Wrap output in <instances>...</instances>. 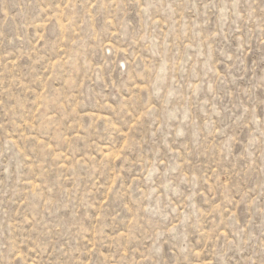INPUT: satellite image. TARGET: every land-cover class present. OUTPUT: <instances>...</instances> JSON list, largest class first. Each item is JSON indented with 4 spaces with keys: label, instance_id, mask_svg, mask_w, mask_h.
<instances>
[{
    "label": "rangeland",
    "instance_id": "1",
    "mask_svg": "<svg viewBox=\"0 0 264 264\" xmlns=\"http://www.w3.org/2000/svg\"><path fill=\"white\" fill-rule=\"evenodd\" d=\"M0 264H264V0H0Z\"/></svg>",
    "mask_w": 264,
    "mask_h": 264
}]
</instances>
